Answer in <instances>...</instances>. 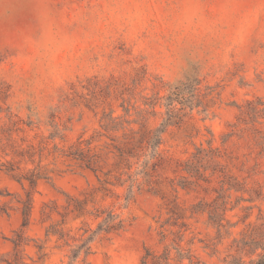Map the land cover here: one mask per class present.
I'll return each mask as SVG.
<instances>
[{
    "label": "rangeland",
    "instance_id": "rangeland-1",
    "mask_svg": "<svg viewBox=\"0 0 264 264\" xmlns=\"http://www.w3.org/2000/svg\"><path fill=\"white\" fill-rule=\"evenodd\" d=\"M196 65L202 104L164 131L151 185L127 207H118L121 187L119 198H102L112 159L96 175L42 149L53 124L65 134L54 142L67 146L99 129L103 111L121 114L123 99L140 108L145 98L164 102ZM247 100L264 107V0H0V264H68L70 245L97 222L70 212L61 223L66 194L84 192L88 208L94 200L129 223L96 237L72 264H140L146 247L175 257L177 243L200 264H253L261 252L253 244L264 245V152L254 140L264 115L256 130L237 120ZM155 109L151 127L165 110ZM19 144L34 150L13 158ZM18 158L21 171L46 177L15 254L29 185L4 166ZM51 224L69 231L68 244L46 232Z\"/></svg>",
    "mask_w": 264,
    "mask_h": 264
},
{
    "label": "trees",
    "instance_id": "trees-1",
    "mask_svg": "<svg viewBox=\"0 0 264 264\" xmlns=\"http://www.w3.org/2000/svg\"><path fill=\"white\" fill-rule=\"evenodd\" d=\"M199 83L198 66H192L182 79L168 86V92L162 98L164 102H160L159 97L145 98L143 104L147 108H140L136 102L123 99L119 104L122 109L121 114L115 115V110L112 108L103 111L99 118V129L88 136L81 133L74 142L67 146H59L54 142L56 138L65 140V134L61 132L57 124H53L52 131L44 139L41 147L53 154H58V156L76 160L80 167L88 168L96 175L108 165V159H112L110 163L112 169L108 171H113V180L99 182V188L102 191L103 199L110 196L119 198L120 195L115 189L117 187L123 188L122 202H118V207L123 209L144 186L150 187L152 172L156 170L161 160L159 146L162 143L164 131L170 126L180 124L189 112L202 104L198 92ZM157 105H163L165 110L162 119L151 127V118L159 114L155 109ZM238 108L237 120L244 124H250V129L256 130L254 122L264 115V107L259 108L256 102L247 100L244 104L238 105ZM30 123H26V125ZM17 129L22 130V127L17 126ZM258 131L260 132V130ZM103 138L107 140L103 141ZM254 140L260 147V152H264V133L260 132L255 135ZM49 143H52V150L51 147L48 148ZM32 150L34 148L31 144L26 147L19 144L13 150V158L27 155ZM19 162V158L13 161L8 160L4 166L5 171L10 173L15 180L19 182L26 180L29 185L28 189L25 190L24 198L19 200L22 217L20 228L14 232L11 239L15 254H18L19 248L24 243L23 230L29 224L32 193L36 182L39 178L46 177L38 170L21 171ZM188 183L183 182L182 186L186 187ZM88 193L84 192L83 197L66 194L67 204L65 211L61 213V223L64 222L63 220L70 212L97 219L94 228H84L77 242L70 245L68 264H72L80 255L84 258L90 254L92 252L91 242L96 237L118 232L129 223L121 211H116L112 207L96 206L94 200H90L91 208H88ZM43 216L49 217V212L43 211ZM46 232L56 235L65 244H68L69 238H71L68 230L55 224H51ZM162 235L164 238V234ZM252 247L254 249L261 248V252L254 259L253 264H264V245L256 243ZM174 248L176 249L175 257L168 247H165L161 253L146 247L141 256L140 264H180L185 257L189 264H200L189 250L186 251V254L183 253L178 243Z\"/></svg>",
    "mask_w": 264,
    "mask_h": 264
}]
</instances>
